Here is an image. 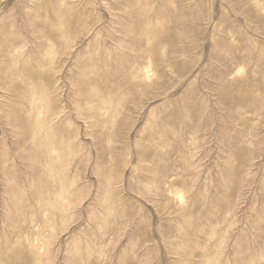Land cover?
Segmentation results:
<instances>
[{
    "label": "rangeland",
    "instance_id": "1",
    "mask_svg": "<svg viewBox=\"0 0 264 264\" xmlns=\"http://www.w3.org/2000/svg\"><path fill=\"white\" fill-rule=\"evenodd\" d=\"M0 264H264V0H0Z\"/></svg>",
    "mask_w": 264,
    "mask_h": 264
}]
</instances>
